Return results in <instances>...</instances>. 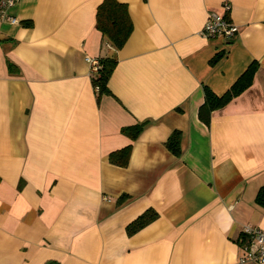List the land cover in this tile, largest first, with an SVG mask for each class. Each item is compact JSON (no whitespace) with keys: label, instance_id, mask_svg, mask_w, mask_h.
Segmentation results:
<instances>
[{"label":"crops","instance_id":"1","mask_svg":"<svg viewBox=\"0 0 264 264\" xmlns=\"http://www.w3.org/2000/svg\"><path fill=\"white\" fill-rule=\"evenodd\" d=\"M118 1L134 29L117 51L103 0H14L20 22L0 19V264H256L239 240L264 227V0H229V45L202 34L224 0ZM109 55L99 101L89 58ZM254 61L253 84L203 122L205 85L222 95ZM128 145L126 166L109 160Z\"/></svg>","mask_w":264,"mask_h":264},{"label":"trees","instance_id":"2","mask_svg":"<svg viewBox=\"0 0 264 264\" xmlns=\"http://www.w3.org/2000/svg\"><path fill=\"white\" fill-rule=\"evenodd\" d=\"M96 26L102 32L105 41L113 50L117 51L121 49L128 41L134 29L128 4L119 2L118 0H103L97 9ZM99 62V70L96 74H93L92 80L96 88L97 98L100 101L103 95L112 94L108 82L115 70L118 59L115 56L109 55L99 59ZM8 64L11 67L13 66L11 62ZM258 68L259 64L257 61L251 63L235 84L222 95L216 94L210 87L205 85V102L199 110L200 119L206 124H209L213 111L225 107L231 100L239 96L253 84ZM146 125L147 122L144 121L134 125L124 126L121 132L131 139L136 140ZM181 140L182 132L179 130L174 131L167 139L166 144L168 148L176 155H181L182 153ZM131 150L132 146L128 145L122 149L113 151L109 155V160L114 164L126 166L129 163ZM257 202L264 206V186L261 187L257 195ZM157 217L158 213L154 209L147 210L128 225V233L130 235L135 234L156 220ZM247 241L248 237L242 234L239 243L242 245Z\"/></svg>","mask_w":264,"mask_h":264},{"label":"built area","instance_id":"3","mask_svg":"<svg viewBox=\"0 0 264 264\" xmlns=\"http://www.w3.org/2000/svg\"><path fill=\"white\" fill-rule=\"evenodd\" d=\"M14 4V0H3L0 2V19L11 24H18L20 20L8 13V8ZM231 3L224 0L221 11H213L209 20L202 30V34L207 38H222L229 45L240 32L237 24L230 18ZM91 70L97 73L99 70V59H90ZM242 234L248 237V241L241 245L242 253L239 257L240 263L253 262L264 264V227L246 225L242 229Z\"/></svg>","mask_w":264,"mask_h":264}]
</instances>
